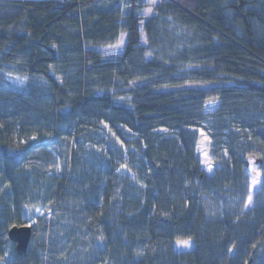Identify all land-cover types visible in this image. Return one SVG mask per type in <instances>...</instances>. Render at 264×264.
Wrapping results in <instances>:
<instances>
[{"label": "trees", "instance_id": "trees-1", "mask_svg": "<svg viewBox=\"0 0 264 264\" xmlns=\"http://www.w3.org/2000/svg\"><path fill=\"white\" fill-rule=\"evenodd\" d=\"M251 3L162 0L145 18L140 0H0V262L8 230L24 223V195L41 188L44 204L65 211L45 222L41 264H264V202L225 212V194H246L247 159L264 161V121L238 110L264 103V11ZM123 40L120 54L103 55ZM10 73L43 86L8 95ZM214 101L224 142L237 140L208 176L192 128ZM87 119L139 137L134 180L120 177L119 163L87 192L58 175L69 163L57 147ZM72 191L79 204H67ZM183 240L193 248L176 251ZM14 255L13 264H33L28 252Z\"/></svg>", "mask_w": 264, "mask_h": 264}, {"label": "rangeland", "instance_id": "rangeland-1", "mask_svg": "<svg viewBox=\"0 0 264 264\" xmlns=\"http://www.w3.org/2000/svg\"><path fill=\"white\" fill-rule=\"evenodd\" d=\"M161 1L162 0H140V3L144 5L140 11L141 14L145 18L151 16L154 13V6ZM251 1L252 3L249 5L250 9L264 11V0ZM228 13L230 12L228 11ZM124 43L125 40L114 47H110L106 50L104 49L103 55L113 56L120 54L124 48ZM40 86H43L41 78L10 73L8 74V81L4 86V89L8 92V95L11 94L14 96L30 92L33 88H39ZM225 105L226 104H224V106ZM247 107L249 108V114L260 115L261 117L256 119L264 121V103L262 104L258 102V100L253 99L250 104L238 107V110L244 114L246 111L243 112V110H247ZM223 108L220 101L206 104L203 108V113H207L208 116L205 118L201 126L192 128V130L198 134L196 151L201 162V168L208 176L213 175L220 167H222L223 163L229 159L228 146L237 140L230 139L227 145L224 142L227 140V137L220 134L228 132L227 130H225V132H220L218 129V111H221ZM255 108H260V110L258 112L250 111ZM225 109L229 111L230 107L225 106ZM235 117L237 116L235 115ZM119 127L120 132H118L111 123L95 119H87L84 124L77 126L75 128L77 129L76 135H74L73 138H66L65 142L57 147L60 159L65 163H69L68 172L65 173L63 170H60L58 175H66L68 181L71 182L74 180L78 183L79 187L85 186L82 191L87 192L89 190L97 189V186L90 181L91 178L93 181H96L99 178L97 174H101L100 172L104 173V167L106 165L119 163L117 171L120 174V177L123 175L129 180H134L136 176L130 165L134 157L139 155L137 144L135 143L136 139L139 137L127 127ZM262 128L263 127H260V129ZM166 131L168 130L160 128L156 132L165 133ZM236 131V133H239L240 129ZM243 139L244 138H242V140ZM243 141L253 146L252 151L257 150L254 148L256 142L252 137ZM53 153V155L57 154V152ZM247 161L248 165L245 169L247 183L246 194L240 195L239 192H235V190H233V194H225V201H228L226 203L227 206H225V212H228L230 215L237 212H245L259 203L264 202V161L256 159L255 156L248 158ZM33 171L36 172L37 170H33L32 168L28 170L29 176L34 175ZM88 176H90V178H88ZM4 185L6 187V184H0V201L5 194V189L2 191ZM75 195H77L76 192H70L67 204H79L77 201L73 202L76 199ZM203 198L206 199L205 196H203ZM45 199V194L42 192L41 188L38 190H36V188L35 190L30 189L24 195V205L21 210L19 209L18 211L19 218L24 222L22 225H29L35 229L29 246L28 256L25 257V261H30L33 264H41L42 261L38 245L41 243L43 227H46L45 222H50L47 224L50 226L52 223L51 217L54 214L62 215V213L65 212L64 210L59 211V209H57L58 206L44 204L43 202ZM70 199L71 201H69ZM224 204V202L220 204L221 208L219 209L221 211L225 210ZM210 206L211 205L208 207ZM2 208L3 207L0 203V211ZM185 243L189 246L184 247L183 245ZM80 244H82L83 248ZM80 244L78 246L79 252L81 253L82 250L86 248H84L83 243ZM174 248L176 251L191 250L193 248V241H177ZM3 249V257L0 264H13V260L16 259L14 255L16 253L15 243L9 241Z\"/></svg>", "mask_w": 264, "mask_h": 264}, {"label": "water", "instance_id": "water-1", "mask_svg": "<svg viewBox=\"0 0 264 264\" xmlns=\"http://www.w3.org/2000/svg\"><path fill=\"white\" fill-rule=\"evenodd\" d=\"M33 228L29 225L12 226L8 230V238L15 243L19 255L26 254L29 250L33 236Z\"/></svg>", "mask_w": 264, "mask_h": 264}, {"label": "built area", "instance_id": "built-area-1", "mask_svg": "<svg viewBox=\"0 0 264 264\" xmlns=\"http://www.w3.org/2000/svg\"><path fill=\"white\" fill-rule=\"evenodd\" d=\"M59 3H62V4H64V3H69V2H71V1H75V0H57ZM76 1H79V0H76Z\"/></svg>", "mask_w": 264, "mask_h": 264}, {"label": "snow or ice", "instance_id": "snow-or-ice-1", "mask_svg": "<svg viewBox=\"0 0 264 264\" xmlns=\"http://www.w3.org/2000/svg\"><path fill=\"white\" fill-rule=\"evenodd\" d=\"M183 246H184V247H188L189 245H188L187 243H185Z\"/></svg>", "mask_w": 264, "mask_h": 264}]
</instances>
